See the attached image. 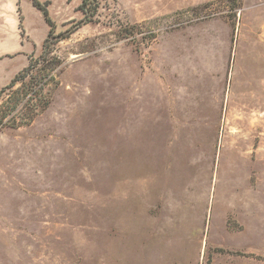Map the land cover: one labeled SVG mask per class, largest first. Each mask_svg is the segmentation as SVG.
Instances as JSON below:
<instances>
[{"label": "rangeland", "instance_id": "obj_1", "mask_svg": "<svg viewBox=\"0 0 264 264\" xmlns=\"http://www.w3.org/2000/svg\"><path fill=\"white\" fill-rule=\"evenodd\" d=\"M39 1L53 53L21 0L30 61L0 60L1 91L57 59L47 108L0 130V264H264V128L216 127L214 102L196 97L221 92L238 55L264 56L251 22L235 54L242 11L264 0H96L86 15L83 0ZM15 9L0 0V28Z\"/></svg>", "mask_w": 264, "mask_h": 264}, {"label": "crops", "instance_id": "obj_2", "mask_svg": "<svg viewBox=\"0 0 264 264\" xmlns=\"http://www.w3.org/2000/svg\"><path fill=\"white\" fill-rule=\"evenodd\" d=\"M20 1L21 0H15L16 9L13 13L9 27L0 28V60L8 57L14 59L22 56L25 57L29 63L31 50L27 51L26 46H31V42L29 41V38L31 37H29L30 32L27 28L25 29V26L23 25V20L22 26L25 35H22V29L20 28V14L18 12ZM242 12L243 20L238 24L237 53L235 54H240L241 47H244L246 44L245 42H247L242 31V26L246 23L250 24V22L254 24L264 23V3L251 5ZM233 30L235 31V28ZM224 33V39L225 41L227 40L225 44L228 49L231 40L229 37L230 33L225 29ZM262 42H264L263 39H261V44H263ZM35 44L34 41V46H37V44ZM259 49L256 50H262ZM247 62L255 64V71L252 73L248 70L243 71L244 69L241 67L243 63ZM227 77H229L228 84ZM209 81L211 82V80ZM209 81L206 80L205 83L208 84L210 83ZM220 82L222 85L221 92L205 91L203 94L196 95L197 102H214L216 111L220 113L219 122L216 123L215 126L232 127L235 125V127L255 126L264 128V120L254 118L255 113L261 114L264 112V56L256 55L247 59V57L238 55L236 61H234L232 65L230 75L228 76L225 74L222 79L220 78ZM205 88H207V85H205ZM235 113H253V116H251L252 118H249L246 114H244L245 116L243 117L241 114H236V117L238 116L237 119H232L233 117L231 116L235 115ZM239 117H241V119ZM262 236L264 237V231H262Z\"/></svg>", "mask_w": 264, "mask_h": 264}, {"label": "trees", "instance_id": "obj_3", "mask_svg": "<svg viewBox=\"0 0 264 264\" xmlns=\"http://www.w3.org/2000/svg\"><path fill=\"white\" fill-rule=\"evenodd\" d=\"M33 5L40 10L45 19L46 22L50 25L51 30L48 34V38L45 40L43 44V54L42 57L45 58V56H48L49 54L53 53V45L55 43L51 42V38H54L55 36V29L56 24L52 20L48 6L49 2L42 3L39 0H31ZM96 0H83V3L81 5L82 12L86 15V9L91 8L90 6L95 2ZM94 8L96 9L97 6L95 5ZM18 12L20 14V28L22 29V35L24 36V30L22 26V13L21 8L19 6ZM71 32H68V37L71 35ZM63 39L67 38L66 35L62 36ZM57 38V37H55ZM57 59L52 58L51 60H48V64L46 66L39 67L41 64L37 61H31L29 66H27L22 72H20L11 82L9 85L4 87L0 91V101L2 99V96L9 90L14 89L16 85L20 82H23L28 77L32 76L33 72H36L35 76H32V79H34V82H32V85L29 87H25L24 89H19L12 93V95L8 98L7 102L4 103V106L0 108V130L7 128V127H21L24 125L31 124L34 119L39 115L42 110L44 111L47 106L49 105V101L44 99L43 93L45 86L49 85V82H52L55 80V75L52 73L54 69L48 68L47 66L53 62H55ZM46 100V101H45ZM28 112V113H22V112Z\"/></svg>", "mask_w": 264, "mask_h": 264}]
</instances>
